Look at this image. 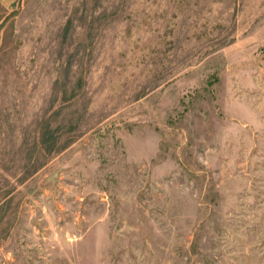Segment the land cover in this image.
Wrapping results in <instances>:
<instances>
[{
    "label": "rangeland",
    "instance_id": "374dc122",
    "mask_svg": "<svg viewBox=\"0 0 264 264\" xmlns=\"http://www.w3.org/2000/svg\"><path fill=\"white\" fill-rule=\"evenodd\" d=\"M0 264H264V0H0Z\"/></svg>",
    "mask_w": 264,
    "mask_h": 264
}]
</instances>
